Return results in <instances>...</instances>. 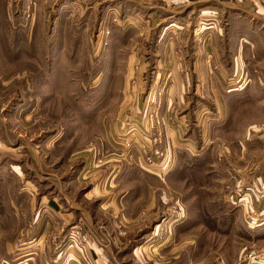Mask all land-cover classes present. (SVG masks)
I'll use <instances>...</instances> for the list:
<instances>
[{
  "label": "rangeland",
  "instance_id": "rangeland-1",
  "mask_svg": "<svg viewBox=\"0 0 264 264\" xmlns=\"http://www.w3.org/2000/svg\"><path fill=\"white\" fill-rule=\"evenodd\" d=\"M176 1L0 0V264H177L159 258L177 255L182 240L186 261L180 264L189 258L209 262L210 256L223 257L218 247L232 246L225 237L233 223L245 232L246 211L261 218L264 92H228L231 77L218 73L219 87L202 98L194 93L196 74H186L185 88L169 72L165 51L181 59L184 48L202 43L190 38L192 23L165 26L168 17L162 21L166 14L159 7ZM193 14L196 9L189 18ZM169 103L165 125L172 128L186 113L192 149H177L164 180L146 164L145 172L123 174V186L113 184L114 171L106 173L112 196L130 188L145 192L140 182L146 178L149 193L163 199L148 203L140 196L129 211L115 195L114 208L97 217L110 195L95 197L90 187L103 176L99 162L114 152V135L125 137L134 128L141 135L136 148L149 143L163 149L161 116ZM143 111L148 119L156 114L150 126L143 125ZM241 196L248 199L243 210ZM40 200L57 206L42 211ZM134 216L135 226L129 225ZM4 219L13 225H3ZM153 224L165 227L147 241ZM34 237L41 238L40 247L24 248ZM195 240L205 245L197 249Z\"/></svg>",
  "mask_w": 264,
  "mask_h": 264
},
{
  "label": "crops",
  "instance_id": "crops-1",
  "mask_svg": "<svg viewBox=\"0 0 264 264\" xmlns=\"http://www.w3.org/2000/svg\"><path fill=\"white\" fill-rule=\"evenodd\" d=\"M146 2H151V0H146ZM136 3V5H138V1H136ZM172 5L169 6V4L165 3L163 6L159 7L166 14L162 18V21L168 17L167 23L165 24L167 29L168 27H171L172 24L177 22L185 23L187 21L188 23H192V25H194L193 34L190 35V38L194 41L196 39L195 37H200L202 39V43H195V47L193 49L184 48V50L181 51V59L180 57L172 59L176 55L175 51H165V54L167 55V65L170 68L169 72H173L174 75H177V78L183 80L185 88L187 86L186 74L189 72L196 74L197 83H195L194 86V93L198 95L201 94L202 98H204L203 95L205 96L206 92L209 91L208 93L210 94L213 90H215V88L219 87L217 74L226 73L229 74L228 77H231L230 80L231 83H233L230 85L233 87L228 92L239 91L237 94H243L244 91L251 89L263 90L262 92H264V0H178L172 3ZM152 9L153 8H151V10ZM195 9L196 14H193L192 18H189ZM181 11H183V13L180 14ZM150 14H152V12ZM169 16L173 17L171 18ZM219 18H223L225 21L224 24L219 23ZM103 21L105 20H102V22ZM170 29L171 28H169V31ZM177 55L179 56V53ZM181 74L184 75V77H182ZM185 97L188 98V96ZM173 104L179 106L181 102L176 101ZM166 105L168 107L161 116L163 130L165 129L163 133L164 144L162 146L163 156L157 159L156 164L152 166V170L147 169L141 162H139L136 147L132 146L130 150L126 151L128 140H132L134 143L133 145L137 146L136 144H138V140L141 138L139 132L134 128L128 130L127 133H125L127 134L125 137H123L124 135L118 129L115 130V132L119 131L120 133L115 134L114 138L116 139L114 140V143H110L112 144V146L110 145V148L115 149L114 152L110 153L109 158L105 159L103 162H99L100 164H94L103 165L102 171L104 174H100L103 175L101 178L98 177L93 180L92 186L90 187L91 194L93 193L95 197L99 196L100 193H103L101 196L106 195V193L110 195L105 199V202L100 204L97 208L94 214L97 217H102L101 214L106 211H103V209L107 207H112V209L114 208L113 204L116 202L115 195L118 199L123 200L125 207H128L127 209L129 211H132L139 206V203L142 201V199H139L140 196L146 197L148 203H153V201L158 199V197L163 199V196L160 194L154 192L152 194L149 193V182L146 178H142V180H145L146 182H140L142 187L146 190L145 192H135L133 191V188H130L129 193L119 190L112 196V192H106V186L109 184L107 181L110 180V176L108 175L107 177L106 173L108 172V174H110L114 171V178L118 177L115 180V183L114 178L112 182L113 184L120 186H123L125 182H127V179H125L122 175L133 170L145 172L147 169L146 171L156 175L160 178V180H164V176L170 172L175 164L177 149H192L194 142L193 136L191 134L185 135L184 133L187 114L178 115L177 118H175L177 123L175 125L173 124L171 128L167 124L165 125V122L167 121L165 119L171 115V108L169 107L170 103ZM136 113H138V109ZM144 115L143 111L141 117L144 127L150 126L152 120L148 119L147 115ZM120 129H123L122 123ZM170 133L174 136H170ZM181 138L182 141L186 140L188 143H180L178 139L181 140ZM118 140L121 142H118ZM129 153L133 156L134 161L128 162L125 159L123 161L120 154L126 156ZM130 185L132 187V182ZM238 190L239 189L232 190V192L230 191L228 194L230 199H232L233 196H236L234 194H237L236 192ZM247 200V196H241L237 199V203H239L238 205L242 207V210L248 206L246 204L248 202ZM40 202L41 203L38 209L41 208L42 211L47 208L50 209V207L56 208L57 206L55 201H52L49 206H45V202L43 200H40ZM231 202L237 205V203L233 200H231ZM242 210L238 208V216L241 215ZM82 213L86 214L84 211H82ZM34 215L35 218L39 217L38 212ZM260 215L261 218L259 217V221L257 223H248L244 225L245 228L243 227V229L246 233L242 230L241 232L239 226H234V223L231 225V228L229 229L230 233L226 235L225 238L227 241L232 242V246L223 244V246L221 245L218 247L219 250L221 249L220 253L223 257H220L219 254H217L218 256L214 258L210 256L209 262L207 259L196 260L195 258H189L188 264H240V258L246 250L256 248L264 252V209L261 211ZM89 218L91 217L87 213L86 219L89 220ZM238 219L240 221V218ZM129 220V225L133 224L135 226L137 218L134 216L129 218ZM50 221L51 220H49V224ZM13 223L9 224L7 220H3V225L7 224L12 226ZM119 224L124 225L122 221H119ZM163 227L165 226L153 224L147 241H154V238L158 239L156 238V235L160 229H163ZM42 228L39 230H42ZM28 231L29 230H26V232ZM44 236H42V238ZM40 240L41 238L39 239L37 237L29 240L27 239V243L24 242L23 247H40ZM203 242V240H195L193 245H195V248L199 249L202 245H205ZM186 247L187 244L185 241L182 240L181 243L178 242L176 248L177 255L166 256L168 258L167 260H164V256L162 255L160 256L159 261L162 263L169 262L170 258L172 260H177V264H180L182 261H186L184 254ZM160 251L164 252L165 250ZM167 253L169 254L170 251ZM182 253L184 255H182L181 259L180 255ZM213 253L216 252L213 250ZM68 257H66V263H69ZM100 264L106 263L101 261ZM256 264H264V262H258Z\"/></svg>",
  "mask_w": 264,
  "mask_h": 264
},
{
  "label": "built area",
  "instance_id": "built-area-1",
  "mask_svg": "<svg viewBox=\"0 0 264 264\" xmlns=\"http://www.w3.org/2000/svg\"><path fill=\"white\" fill-rule=\"evenodd\" d=\"M156 116L155 112H150L149 114V119L152 120V118H154ZM156 123H159L156 120ZM161 135V132H158V136ZM145 137H147V134L144 135ZM160 138V137H159ZM158 138V140H159ZM157 139H154V143H156ZM134 143L132 142V140H128V145L126 146L127 150H130L132 146L135 147V145H133ZM137 152H138V159L139 162H141L143 165H148L147 167L149 169H153V165L156 164L157 159L163 156V150L160 147H157L155 145H150L149 143L146 144H139V146L137 147ZM127 156V157H126ZM126 160L129 161H134L133 156L129 153L127 154ZM151 167V168H150ZM162 172V171H160ZM159 172V173H160ZM163 173V172H162ZM253 210L250 211H246V217L248 218V222L251 224V222H254L255 220L259 219V213H257V216H255V213L253 212ZM252 213V214H251ZM254 224V223H253ZM74 230V229H72ZM74 232V231H72ZM241 262L240 264H256L258 262H264V252H262L259 249H249L246 252L243 253V255L241 256Z\"/></svg>",
  "mask_w": 264,
  "mask_h": 264
}]
</instances>
